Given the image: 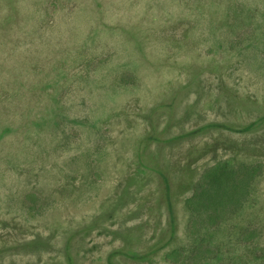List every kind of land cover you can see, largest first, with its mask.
Instances as JSON below:
<instances>
[{
    "label": "rangeland",
    "instance_id": "obj_1",
    "mask_svg": "<svg viewBox=\"0 0 264 264\" xmlns=\"http://www.w3.org/2000/svg\"><path fill=\"white\" fill-rule=\"evenodd\" d=\"M0 264H264V0H0Z\"/></svg>",
    "mask_w": 264,
    "mask_h": 264
},
{
    "label": "trees",
    "instance_id": "obj_2",
    "mask_svg": "<svg viewBox=\"0 0 264 264\" xmlns=\"http://www.w3.org/2000/svg\"><path fill=\"white\" fill-rule=\"evenodd\" d=\"M231 177L236 173V168L231 161H223L218 163L215 167L206 171L203 178L194 185V194L190 198V202H199L211 193V186L223 187L227 184L225 174ZM227 189V188H224ZM208 193V194H207ZM172 254H167V258H171Z\"/></svg>",
    "mask_w": 264,
    "mask_h": 264
}]
</instances>
